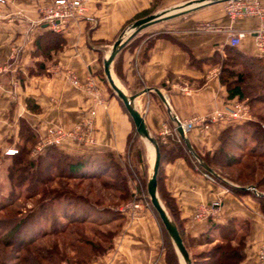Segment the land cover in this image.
Wrapping results in <instances>:
<instances>
[{"label":"crops","instance_id":"0c3cea01","mask_svg":"<svg viewBox=\"0 0 264 264\" xmlns=\"http://www.w3.org/2000/svg\"><path fill=\"white\" fill-rule=\"evenodd\" d=\"M53 1L6 0L0 6V71L4 70L0 72V141L4 138V151L14 149L21 119L43 141L55 130H74L94 110L93 145L85 146L70 138L55 145L68 155L112 154L123 172L132 170L128 187L136 197L142 191L140 180L147 170L149 176L154 152L135 133L131 118L110 93L103 61L126 26L152 14L159 0H87L86 16L69 22L60 33L64 45L53 53L48 75L31 77L28 68L38 59L32 56L35 40L44 31L41 11ZM260 2L264 5V0ZM182 19L165 28L142 30L136 34L140 40L135 44L129 40L112 64L116 83L129 96H137L135 109L144 118L151 136L164 144L173 132L174 116L182 122L204 118L212 111H224L234 100L228 99L219 83V67L201 60L222 53L231 34L250 33L257 27L256 19L230 24L224 10L214 5ZM200 23H211L217 30L199 31ZM237 49L245 55L258 56L251 35ZM192 60L196 63L192 64ZM114 64L119 75L113 70ZM67 71L75 75L79 86L66 80ZM181 88L190 92L185 94ZM26 99L38 106V113L28 111ZM227 126V121L221 120L212 123L207 131L195 128L188 132L185 139L190 150L197 156L213 153L220 132ZM213 171L218 173L216 168ZM203 175L183 157L164 164V188L174 202L181 231L195 238L212 224H225L231 218L246 221L249 232L241 264H259L258 254L264 247V214L259 203L253 196L235 195ZM218 180L238 187L222 177ZM217 200L221 201V208L216 217L206 221L194 218L201 204ZM163 243L156 215L152 209H144L138 217L124 215L112 248L90 264H166Z\"/></svg>","mask_w":264,"mask_h":264},{"label":"trees","instance_id":"16d2710c","mask_svg":"<svg viewBox=\"0 0 264 264\" xmlns=\"http://www.w3.org/2000/svg\"><path fill=\"white\" fill-rule=\"evenodd\" d=\"M41 26L44 31L36 38L32 53L38 59L28 68V76L31 77L48 75L53 53L64 45L62 34L49 30L45 24ZM138 40L140 38L134 35L129 43L135 44ZM151 43L152 40L148 47ZM191 62L196 63L194 60ZM201 63L219 67L218 80L229 100L246 102L252 109L254 105L264 109V58L245 55L237 48L226 45L222 53L216 52ZM113 70L119 75L116 64ZM119 102L127 114L122 102ZM26 107L31 113L39 112L31 99H26ZM256 117L258 121H227L228 126L218 136L217 148L213 153L202 156L194 155L175 132L167 136L166 144L155 137L160 153L157 175L159 200L175 223L187 252V242L208 247L194 258L189 256L191 264H241L245 259L249 226L246 221L231 218L225 224H212L207 232L198 237L184 235L174 202L164 188V164L183 157L199 172H209L213 168L236 170L234 177L228 180L239 187L225 185L218 178L215 181L235 195L253 196L264 214V196L254 193L263 192L264 188V112ZM38 140L35 130L21 119L14 144L15 153L5 155L0 150V162L5 160L7 163L5 171L9 184L4 196L7 199L4 211L13 205L16 193L18 197L35 200V205L28 212L15 214L17 218L12 226L8 230L4 228V252L8 253L4 264H90L112 248L113 237L124 220V215L115 207L116 202L136 197L131 194L128 178L112 154L68 155L51 144L32 155ZM196 160L204 165H198ZM147 179L148 174L143 177L145 191ZM95 182L108 193L112 204H105L104 194L98 191L92 198L95 188L92 183ZM247 185L254 190L242 189ZM160 224L170 242L167 251L174 255V248L161 221ZM76 225L84 226L86 231L69 230ZM109 225L113 227L110 229ZM61 237L69 239L68 243H58L57 239ZM48 238L55 241L47 246L44 243ZM166 264H171L167 258Z\"/></svg>","mask_w":264,"mask_h":264},{"label":"built area","instance_id":"2783aa9c","mask_svg":"<svg viewBox=\"0 0 264 264\" xmlns=\"http://www.w3.org/2000/svg\"><path fill=\"white\" fill-rule=\"evenodd\" d=\"M6 4V0H0V6ZM224 13L230 24H235L238 21L246 19H256L257 27L250 33L238 32L231 34L228 39V45L233 48H237L241 41L248 35L253 37L254 46L259 57L264 58V5L260 0H229L224 2ZM42 24L56 33H62L69 22L77 19H82L87 13V0H54L52 5L41 11ZM199 31L213 32L217 28L211 23H200L197 27ZM1 70L0 72H3ZM65 78L72 85L79 86L78 80L72 72H65ZM181 92L188 94L190 91L187 88H181ZM95 111L89 112L74 130L69 132H63L61 130H55L49 137L40 141L34 148L32 155L43 151V149L51 144H55L64 138L73 139L75 142L91 146L95 143L93 138V125H94ZM229 121V122H245L250 121L251 116L248 106L245 102L232 101L224 111H212L206 117H195L191 120L182 122L173 117V132L177 133V128H181L184 136L195 128L201 131H207L212 123L217 121ZM168 131H164L167 134ZM15 149H8L5 151V155H13ZM197 164L203 166V164L196 160ZM211 182L215 181V178H220L219 175L213 170L204 172L203 175ZM137 196V195H136ZM221 208V201H213L209 204H201L195 214V219L198 221H206L210 218H214L218 215ZM144 209H151L150 202L144 196L143 198L134 199L133 201L119 207L117 210L130 217H138L141 211ZM259 264H264V247L260 249L258 254Z\"/></svg>","mask_w":264,"mask_h":264},{"label":"rangeland","instance_id":"374dc122","mask_svg":"<svg viewBox=\"0 0 264 264\" xmlns=\"http://www.w3.org/2000/svg\"><path fill=\"white\" fill-rule=\"evenodd\" d=\"M193 1L194 0H163V2H162V0L161 1L159 0V2L155 5V8L153 10H151V12L152 11H154V12L152 14H150V15L172 14V13L177 12V10L180 7L184 6L185 4H187L189 2H193ZM207 1H213V0H207ZM211 5L217 6L218 8H222L223 10H224V6H225L224 2H217V3H214V4L206 5V6H203V7L199 8V9H197V10L191 11L189 13H186V14H183V15H179L178 17H175L174 19H171L172 21H170V19L169 20H165V21H161V22L157 23L158 25H154V26L152 25L153 27H148L146 30L151 31L154 28H156L157 26L158 27H161V28L163 26L165 28V27L169 26V24H172L173 22H175L176 20H180V19L183 20L182 18L184 16L186 17V16H190V15L199 14L200 12L204 11L208 6H211ZM134 22H136V21H134ZM134 22L129 23L126 26V29L124 28L125 30H124V32H122V34H121L120 37H123L125 39L132 32L131 26H132V24ZM3 72H1V73H3ZM245 104H246V102H245ZM246 105L248 106L249 113H250V116H251V120L250 121H258L256 115L262 114L264 112V109L261 108L260 105H254L253 109L250 108V106L248 104H246ZM38 143H40V139L35 143L32 151H31V154H32L34 148L37 146ZM148 146L150 148H152V150H153V147L150 144H148ZM0 147H1L0 148L1 153L4 154L5 153V151H4V138L2 139V141H0ZM153 152H154V150H153ZM149 162H150V158H149ZM6 164L7 163H6L5 160H3L2 162H0V263H2V264H4V259L5 258L6 259L8 258V253L7 252L6 253L4 252V241H3V239H4V228H5V230H8L12 226L13 222H15V219L17 218V216L15 214H17V213L24 214V213L28 212L29 209L32 208L35 205V200H27V199H24L23 197H18V194L16 193L15 194V199H14V202H13V205L11 207H8L6 209V211H4V203L7 201V199H4L5 198L4 196L6 195L7 188L9 187V184H8V181H7V178H6V171H5ZM151 166H152V164L150 165V168L149 169H151ZM216 169L218 170V173L217 174L219 176H221L222 179H224V180L231 179L232 177H234V174L236 173V170L235 171L234 170L231 171V170H220L219 168H216ZM124 174L127 176L128 181L130 179L132 180V170L131 171L130 170H126V172H124ZM146 174H148V170L145 172V174L143 175V177L144 176L146 177ZM143 177L140 180V186H141L142 191L139 194H137L136 198L139 199V198H143L144 196H146V198L149 201L147 192L145 191ZM228 182H230V181L228 180ZM230 183L232 185H235L232 182H230ZM92 184L95 187L94 188V191L92 192V198L93 197L94 198L96 197V194L97 193L95 191H98V193H103L104 194V197H105L104 199L105 200H103V202L106 201L105 204H112V203H110V202H112V200L109 201L110 200V196L108 195V193L105 192V191H102V189L100 188V186L97 185L99 183H96L95 182V183H92ZM235 186H238V185H235ZM243 188H252V186L247 185L246 187H243ZM262 191L263 192H256V191H254V193H258L259 195L264 196V188H262ZM131 201H133V199L132 200H128V201H126V200L117 201L116 202L117 204H116L115 207H116V209H118L119 207H121L123 205H126L127 203H129ZM150 207H151V209L153 208L151 206V204H150ZM152 212L155 214V212L153 211V209H152ZM140 214H139V216H140ZM156 217L158 219V216L157 215H156ZM158 221H159V219H158ZM159 223H160V221H159ZM112 227H113V225H109V228L110 229ZM161 228H162V226H161ZM81 229L83 230V232L86 231V228L84 226H79V225L78 226L76 225V226H73V227H70L69 228V230H72V231L81 230ZM162 231H163V229H162ZM61 238H58L57 239V242L58 243H62V242L64 244H67L68 243V240L69 239H67V238L64 239L65 237H61ZM163 238H164V243L163 244H164V247H165L166 252H167V257H166L167 260H169L171 264H181V263L184 264L182 260H181V263H180V257L178 255V253L176 252V250H175L172 242H171V244H172V246L174 248L173 250H174V253L175 254L173 255L172 252L167 251L168 248H170L169 247L170 246L169 245L170 242L167 239L166 234H165L164 231H163ZM46 240L47 241H45L44 244H47V246L51 242L55 241V239H52V238H48ZM187 244L189 246V248H188V255L189 256H192L193 258L195 256H197L200 252H203V251L207 250V248H208V247L206 248V247H203V246H195L191 242H187ZM60 248H62V247H60Z\"/></svg>","mask_w":264,"mask_h":264},{"label":"water","instance_id":"95a60500","mask_svg":"<svg viewBox=\"0 0 264 264\" xmlns=\"http://www.w3.org/2000/svg\"><path fill=\"white\" fill-rule=\"evenodd\" d=\"M229 0H194L193 2H189L184 6L180 7L177 12L172 14H161V15H149L145 18L137 20L131 26L132 32L124 39L123 37H119L112 45L111 51L107 58L103 61V72L105 75V79L108 83L110 90L114 93V95L122 102L123 107L125 108L127 114L131 118L135 133L146 143L150 144L154 150V161L149 173L147 184H146V192L150 201L151 206L153 207L154 211L157 213L168 237L170 238L176 252L178 253L180 259L183 261L184 264H191L189 255L187 250L185 249L180 234L177 230L175 223L172 219L168 216L165 208L163 207L162 203L159 200L158 193H157V175L160 165V153L158 144L153 136L149 133L146 124L144 122V118L142 115L135 109L134 107V100L137 97L136 95L129 96L127 95L122 88H120L113 79V72H112V64L114 58L118 54V52L125 46V44L136 34L141 32L142 30L146 29L147 27L161 22L165 20H169L179 15H183L189 13L191 11L197 10L203 6L214 4L217 2H226ZM178 135L186 145L188 146L185 136L181 130V128H177ZM189 147V146H188ZM245 189V188H242ZM247 189V188H246ZM248 189H253L248 188Z\"/></svg>","mask_w":264,"mask_h":264},{"label":"bare ground","instance_id":"6f19581e","mask_svg":"<svg viewBox=\"0 0 264 264\" xmlns=\"http://www.w3.org/2000/svg\"><path fill=\"white\" fill-rule=\"evenodd\" d=\"M113 79H114V81H115V78H114V76H113ZM115 83H116V81H115ZM117 83H118V82H117ZM117 83H116V84H117ZM117 85H118V84H117ZM127 95H128V94H127Z\"/></svg>","mask_w":264,"mask_h":264}]
</instances>
